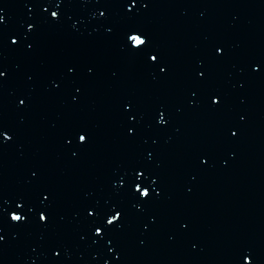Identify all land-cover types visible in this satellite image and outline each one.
Masks as SVG:
<instances>
[{
    "label": "water",
    "instance_id": "1",
    "mask_svg": "<svg viewBox=\"0 0 264 264\" xmlns=\"http://www.w3.org/2000/svg\"><path fill=\"white\" fill-rule=\"evenodd\" d=\"M0 264H264V0H0Z\"/></svg>",
    "mask_w": 264,
    "mask_h": 264
},
{
    "label": "snow or ice",
    "instance_id": "2",
    "mask_svg": "<svg viewBox=\"0 0 264 264\" xmlns=\"http://www.w3.org/2000/svg\"><path fill=\"white\" fill-rule=\"evenodd\" d=\"M134 40H135V44H136V45H142V44L145 43V41H144L142 38H140V37H136V38H134ZM151 59H152L153 61H155V60L157 59V57H156L155 55H153V56L151 57ZM79 140H80L81 142H85V141H86V136H85L84 134H80V135H79ZM143 195L147 196L148 193L145 191V192L143 193ZM14 213H15V212H14ZM118 216H119V213H116V217H118ZM11 219H12L13 221H22V220L24 219V217H22V216H20V215L12 214ZM40 219L43 221V220L46 219V217H45L43 214H41ZM108 223L111 224V223H113V222H112V220H109ZM96 231L99 232L100 229L98 228V229H96Z\"/></svg>",
    "mask_w": 264,
    "mask_h": 264
}]
</instances>
